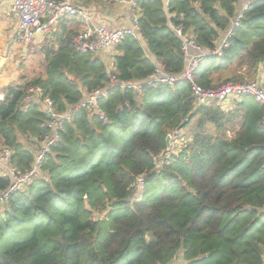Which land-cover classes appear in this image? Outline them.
Wrapping results in <instances>:
<instances>
[{
	"label": "trees",
	"instance_id": "trees-1",
	"mask_svg": "<svg viewBox=\"0 0 264 264\" xmlns=\"http://www.w3.org/2000/svg\"><path fill=\"white\" fill-rule=\"evenodd\" d=\"M242 4L137 0L136 35L113 47L111 65L73 48L80 24L72 20L55 48L42 49L43 69L4 88L0 144L21 171L48 132V115L39 100H24L26 89L41 87L72 120L0 214V264L263 263L264 105L241 97L195 106L186 79L148 81L158 66L185 69L177 28L207 51L192 73L200 86L264 78V0H251L233 25ZM222 38V55L209 54ZM99 88L106 121L76 108ZM183 129L188 142L168 151L167 135ZM139 176L144 189L134 198Z\"/></svg>",
	"mask_w": 264,
	"mask_h": 264
},
{
	"label": "built area",
	"instance_id": "built-area-1",
	"mask_svg": "<svg viewBox=\"0 0 264 264\" xmlns=\"http://www.w3.org/2000/svg\"><path fill=\"white\" fill-rule=\"evenodd\" d=\"M109 1L114 4L127 5L135 12V15L132 16L131 27L114 30L106 25L98 24L94 21L93 15L89 11L73 4L70 0H0V10L7 8L13 15L16 21L14 38L18 43L25 45L48 33L62 18L76 16L82 22V27L73 37V48L82 53H96L113 48L126 35H136L138 29L137 0ZM250 1L243 0L241 9L235 20H233V25L238 23V19ZM175 31L181 38L185 69L179 75H170L163 72L162 68L158 66L149 77V82L161 81L171 85L175 81L186 79L191 84L195 106L208 105L214 101L224 105L241 97H251L256 102L264 105V85L259 79L246 82H227L212 88L202 87L197 84L193 80L192 73L207 51H204L189 34H184L180 28ZM224 45L225 38H222L212 50L208 51L209 54L222 55V47ZM111 83L116 84L117 80L111 78ZM119 84L123 87H131L134 90L141 88V84L125 82H120ZM25 94V101L39 100L43 105V111L48 115V120L45 121L43 127L48 132L34 146L33 160L27 169L22 171L12 162V150L7 145L0 144V182L4 184V186L0 185V214L5 213L7 210L10 197L16 192H23L41 171L45 157L51 151L52 146L59 141V130L62 129L64 123L72 120L70 111L62 113L56 110L52 100L43 95L41 87H29L26 89ZM106 94L107 89L100 88L87 92L76 105V108H84L91 111L102 121H106L107 117L97 103L98 99ZM4 98L5 94L1 91L0 101ZM262 124L264 128V118ZM181 132L172 133L174 137L169 134L170 142L172 139H176ZM228 136H230L229 133ZM167 150L169 149L167 148ZM158 165L159 162L156 159V167ZM133 186L136 189L144 186L143 177H137L133 182Z\"/></svg>",
	"mask_w": 264,
	"mask_h": 264
},
{
	"label": "crops",
	"instance_id": "crops-1",
	"mask_svg": "<svg viewBox=\"0 0 264 264\" xmlns=\"http://www.w3.org/2000/svg\"><path fill=\"white\" fill-rule=\"evenodd\" d=\"M73 4L80 6L87 11H89L94 18V21L98 24H103L108 26L110 29H120L129 28L132 26V16L135 12L127 5H119L111 3L109 0H70ZM167 1V0H166ZM75 20L80 24V29L82 27V22L79 21L76 16H66L62 18L57 25H55L51 30L41 35L39 38L33 40L31 44H36L38 51L42 53V49L45 46L56 47L58 38L68 30L70 21ZM16 27V21L13 15L9 12L7 8L0 10V65H7L8 73L5 68L0 71V92H4V88L11 84L21 83L22 77L25 75H20V79L13 83H9L14 80V75L11 71H15L18 68V63L9 62L12 57L20 49V55L26 54L28 44H20L14 38V31ZM79 29V30H80ZM218 43V42H217ZM114 51L113 48L103 50L94 53L96 56L104 58L110 65L112 63V55ZM43 56V53H42ZM1 67V66H0ZM6 72L7 76L4 78L2 74ZM19 72V70H18ZM26 77V76H25ZM4 78V79H3ZM11 79V80H10ZM8 82L9 84L3 86L2 81ZM10 80V81H9ZM5 94V92H4ZM4 100V99H3ZM41 104V103H40ZM41 109L43 105L41 104ZM69 112V111H67ZM264 264V256L263 263Z\"/></svg>",
	"mask_w": 264,
	"mask_h": 264
},
{
	"label": "rangeland",
	"instance_id": "rangeland-1",
	"mask_svg": "<svg viewBox=\"0 0 264 264\" xmlns=\"http://www.w3.org/2000/svg\"><path fill=\"white\" fill-rule=\"evenodd\" d=\"M38 47H36V44H31V42L27 45V51L26 54L24 55H20V49H18L17 53L14 55V57H12V59L9 60V62L11 63H18V68L15 69V71H11V73L14 75V80H12L9 83H13L15 81H17L18 79H20V75H25L27 77H31L32 75H35L37 72H40L43 69L44 66V59L42 56V53H40L38 51ZM0 71L2 70V68L6 69V72L8 73V69H7V65L3 64L0 65ZM19 70V72H18ZM6 72L4 74H2L4 76V78H6L7 74ZM260 81H262L263 85H264V78L263 75L260 74L259 76ZM3 78V79H4ZM11 80V79H10ZM9 80V81H10ZM256 80V79H255ZM8 82H5V80L2 81L3 86H6L9 84ZM173 136V134H172ZM190 136V132L187 131V129H183L181 134L177 136L176 139H172L170 142V148L168 151H171L172 153L178 154L179 151L184 147V145L188 142L189 137ZM174 137V136H173ZM168 152V153H171ZM162 158V157H161ZM161 158H157V161H159ZM144 189V186H142L141 188H137L136 192H135V197H138V195L142 194V191Z\"/></svg>",
	"mask_w": 264,
	"mask_h": 264
},
{
	"label": "water",
	"instance_id": "water-1",
	"mask_svg": "<svg viewBox=\"0 0 264 264\" xmlns=\"http://www.w3.org/2000/svg\"><path fill=\"white\" fill-rule=\"evenodd\" d=\"M166 146H167V148L169 149L170 148V136L169 135H167V137H166Z\"/></svg>",
	"mask_w": 264,
	"mask_h": 264
}]
</instances>
